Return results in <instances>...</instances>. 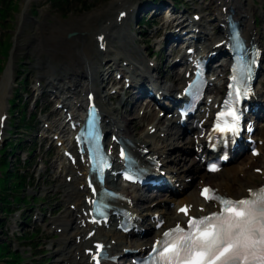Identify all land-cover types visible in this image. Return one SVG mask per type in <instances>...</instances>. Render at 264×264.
I'll use <instances>...</instances> for the list:
<instances>
[{
	"label": "rangeland",
	"instance_id": "rangeland-1",
	"mask_svg": "<svg viewBox=\"0 0 264 264\" xmlns=\"http://www.w3.org/2000/svg\"><path fill=\"white\" fill-rule=\"evenodd\" d=\"M6 1L8 2V0H2L0 6L5 5ZM116 1L117 0H67L62 1L61 6L57 7L51 0H17V7L9 8L10 17L7 16V19H4L3 22L0 23V41L6 40L10 44L9 54L7 56H2L0 54V56H2L0 59V85L4 74L7 71L12 73L10 87L8 88L6 95L4 91H1L0 105L3 104L4 106H7L5 110L10 111V118L7 121V127L5 129V137L10 140L14 139V143H18L19 138H24L22 140L21 148H18L15 153L16 157H14V154L9 156L10 165L13 171L26 174L27 181L30 182V185L22 188L21 192L23 195L33 196L34 193H37L48 196L50 194L48 190L53 188V186L48 183H44V180L50 178L51 176L50 166L45 167V170H48L46 174H41L40 178H37L38 172L35 171V156L33 158V154L29 156L27 152V147L31 145L34 133L36 132L28 134L29 130L27 131L23 128L20 129L17 127L19 121V111H21V109L24 110L28 119V117L32 114L41 112L42 109L46 107L45 99H47L49 95L47 93L40 95L36 103V95L34 92L38 88L39 83L42 84L41 90L43 89V86L48 84V74L50 75L53 71L57 70V68L61 72L66 71V66H70L71 62L79 55V50H75V48L67 46L70 45L69 40H71L73 44H75L76 41L83 44L87 42L91 43L90 39L91 36L93 37L92 34H87L83 37L78 33V31H76V36L69 37L68 34L73 32V30H68L69 24L67 25V23L72 22V20L78 21L80 19L92 21V18L95 17V15H97L102 8L107 7L109 3H115ZM184 1H189V11L195 12L196 9H200L201 13L206 15L205 20L208 19V15L215 18V12H212L214 4L211 0ZM250 3L252 7L259 8L258 12L264 11V0H250ZM163 12L164 10L160 9L157 13H155L153 18L158 16V19L154 21L156 24L150 30L146 31L147 36L150 35L151 37L150 44L153 45L152 50L155 49V46H160L158 42L159 40L156 38L158 36H153L155 31L160 28L159 31L164 33L162 27L164 26L165 28V25L163 24ZM101 14L102 13H100L99 16ZM145 14L148 16L147 19L150 20L151 10L146 9ZM215 20L216 21H214V19L212 20L211 25L218 26L219 22L216 18ZM263 24V20L261 22L259 21L258 28L264 26ZM146 26L149 27L150 25ZM17 29H19L18 34L16 33ZM134 32L136 34L132 36L130 43L131 49L134 50L137 47L142 52L149 51L147 45L141 43L140 41L135 43V41L137 39L139 40V38L144 40L146 35H141L142 33L140 34V28ZM163 33L161 35H163ZM93 45L91 46L93 50L91 54L95 64L100 67L103 56L97 52L96 44L93 43ZM116 48L120 49L122 47L118 46ZM111 57H115V53H111L108 56V58ZM52 67H55L56 69L52 70ZM21 78L25 81L20 83ZM15 92H17L18 97L22 99L21 109H12V106L9 103V99L14 97ZM110 103L113 107L120 105V103L117 102V98L110 100ZM134 113L135 115L138 114L140 117L139 111H135ZM56 114V112H53V104L51 105L50 110L45 113V115H48V117L52 120L54 119V121L57 120L55 118L57 116ZM128 115L129 117H133L131 112H129ZM36 121L37 123H35ZM39 121L40 120H38L37 117L32 124L38 125ZM138 122L141 124L140 120H138ZM137 126L138 129H136ZM138 130L139 124L136 125L134 132L137 133ZM10 140L7 139V141ZM23 144L28 145L24 147ZM9 149H11V146ZM170 154L177 156L179 152L177 149H172ZM21 155L23 157L27 156L30 158L29 162L25 164L26 160H23ZM43 155L47 157L46 151L43 152ZM18 158L20 161L17 160ZM49 164H52L51 160L49 161ZM63 181L64 180L61 176L57 177V184L60 185ZM7 185L11 186L10 182L7 183ZM56 189L57 188L54 187L55 191ZM32 199L33 198H31L30 201L31 203ZM37 201L38 200H36V203L39 202ZM12 207L14 208L15 204H12ZM1 211L2 209L0 208V213ZM3 216H6V219L4 220L3 228H1V230L3 229L5 231L2 232L3 234H0L3 238L0 242L6 241L10 252H21V259L12 260V263L9 264H54L53 261L55 260V255L53 254L54 245L52 242L59 241L61 239L60 235H58V237H53L47 230L43 231L41 228H36L35 225L32 224L33 221H31L30 217L25 218L28 220V225H26L20 220L21 218L19 219L6 213ZM15 228V235L21 232L24 235L27 233L30 234L34 231L33 229H35L38 234L36 233L34 238L29 235L23 239L21 238V240L18 241L19 243L15 246V249H17L15 250L12 244V231ZM8 261L9 257H0V264H6Z\"/></svg>",
	"mask_w": 264,
	"mask_h": 264
},
{
	"label": "bare ground",
	"instance_id": "bare-ground-1",
	"mask_svg": "<svg viewBox=\"0 0 264 264\" xmlns=\"http://www.w3.org/2000/svg\"><path fill=\"white\" fill-rule=\"evenodd\" d=\"M218 1H220V4L217 5L216 10L218 11V15L222 18L227 12L225 11V6H229V10L228 12H230V9L233 11L234 9V15L235 17L237 16L238 19L242 20L243 24H244V28H245V33L247 34V36H249L250 38H254V40H257L261 37L259 31L257 30V27L255 26V20H256V9L253 8L250 4H249V0H215V2L219 3ZM141 5H143V2L140 1H136L134 2V0H117L115 3H109L107 7L102 8L99 13L97 15H95V17L92 18V21H88L87 19H80L78 21L72 20V22H68L67 25L69 24V29L70 31L72 30H76L80 33V35H82L83 37L86 36L87 34H90V31L93 28H98V33L102 34V33H106L107 29L106 26L104 25H109V24H113L115 26H125L127 19L123 18L122 22H119V13L122 12V16L125 17L124 15L128 14L135 10L137 7H140ZM118 11V14L115 13L114 16V12ZM100 13H104L105 17H101L104 20H100L98 15ZM262 15L264 16V12L262 13ZM114 16V17H112ZM110 17V18H109ZM107 18H109L108 20H106ZM111 20V21H110ZM192 20L198 24L199 21L196 20L195 18H192ZM197 24V26H199ZM201 25V24H200ZM200 27V26H199ZM124 33L126 35H129V31H127V28L124 27L123 30ZM121 28L118 30L120 32ZM205 32H207V30H203ZM221 31L223 32V34L220 36H214L211 43L210 44H204L205 47H210V45H214L216 42H220L221 40H223L225 38L224 35V30L221 29ZM125 37V36H124ZM70 41V45H67L70 48H75V50H79V55L76 56V59L71 62V66L74 68L72 71L64 73V75H60L57 76L56 71H53V75H55L56 78L59 77L60 80L64 81L65 84H68V87H70L73 92L72 94H68L65 93L63 94L61 92V97H62V102L65 103V106L68 105V111H71L73 113H76V107L77 108V112L80 111V107H82L84 105V102H86V97L83 96L82 98H80V95H83L84 92H88V91H92L95 89V85L97 84V79L100 78V74L101 71L99 70V68H97V66L95 65V63L93 62V60L91 59V50H92V42L89 43H80L77 42L75 44L72 43L71 40ZM129 45H126L124 48L125 52L131 53V51L129 50ZM203 45H201L200 48H202ZM89 49V51L87 50ZM86 54V61L85 63L82 62L81 58V54ZM76 54V52H75ZM76 61V62H75ZM135 61L139 62V63H143L144 60L143 58L140 56V53H135V56H132L131 59V63L133 64ZM147 68H149V63L147 64ZM55 67H52V70H55ZM104 71H106L107 69L104 68ZM223 71V70H222ZM187 74H188V70H186L184 73H182L181 76H178V84H184V82L186 81L187 78ZM10 71H7L4 75V77L2 78V82L0 85V89L1 91L4 89V92H7V88L6 86L8 85V80L11 79L10 78ZM97 77V78H96ZM67 79V80H66ZM55 83V82H54ZM71 83V84H70ZM72 86H70V85ZM100 93V99L103 102L104 105V93L103 92H99ZM73 95V97L77 98V100L75 101L74 99L68 100L69 97H71ZM75 95V96H74ZM77 95V96H76ZM80 98V99H79ZM120 101L123 102L124 99L122 97H119ZM217 102V94L215 95V99L214 101L211 103V107L215 105V103ZM3 106H0V113L3 112ZM114 109H110L109 107L107 108L104 105V111L106 113V117L110 119V121L114 122L115 124H117L119 121V119H117L113 113ZM137 121V119H136ZM134 121H132L131 123L133 124ZM119 125V123H118ZM158 125V124H156ZM155 124L152 125V127L150 129H148L145 133H139L140 136L139 137H134L132 135V129H131V125H127L126 123H123V121H121V125H119L121 127V131L119 132V135H124L125 137H129L131 139H134V141L136 142V146L140 148L141 152H145L144 150L149 151L148 153H146V155L144 156H156L158 155V158L161 160L162 156H165V154L167 153L168 148H164L162 146H158L156 144H154L153 139L156 138V136H160L161 132L165 130H159V129H152L153 127L156 126ZM116 126V125H115ZM156 128H158L156 126ZM181 131H174L173 133L170 132L169 134L172 135L171 138H175L174 135H181ZM258 135L259 138L264 139V129H260L258 131ZM175 141V140H174ZM192 142V140H188L187 142H185L181 148V150H183L186 153L185 158L181 157H174L173 161H175L176 163H180V161L182 162H187V168L186 170H182V168H176V167H172L168 169V173L174 177L176 180H181L182 182L184 181V179L186 178V176H189L187 174H191L192 172L197 173V176L195 179H193L192 182H186V185L188 186V189L185 193L184 196H182L181 198L178 199V204L179 203H184V202H193L195 203V205L199 204L200 198L198 197V192L197 190V186L199 184H204L205 182H208L210 184H213L215 187H217L219 189V191H221L224 194H229L230 196H233L235 198H240L243 196H247L249 194L248 188L247 186H253L256 184V179H257V175L254 174L253 169H252V164L253 162H250V167L246 166L248 165L247 162H241V164H236L230 168H227L225 174L222 177L219 178H214V177H207L206 172H203L201 169V165L200 163L196 160L195 158V152L194 150H191L189 147V143ZM173 145V142L171 143ZM264 153V151H263ZM187 160V161H186ZM257 164L258 166L262 167L264 169V154L263 156L257 160ZM71 174L77 176V171L76 170H71L70 171ZM184 172V173H183ZM247 173H249L248 177L246 176ZM243 175V176H241ZM263 175H264V171H263ZM245 176V177H244ZM207 177V178H205ZM78 178V176L76 177ZM263 176H260V179H262ZM250 185H247V184ZM77 188V187H76ZM77 192L78 195L80 197V195L87 193V191L85 189L83 190H79L77 188ZM72 197V196H71ZM74 199H78V196L73 195ZM163 202H167V199H159L158 203L163 204ZM157 203V204H158ZM205 212V211H204ZM143 215H147L150 212H140ZM68 215V217H70L69 215H72L71 212H67L66 213ZM166 218L169 221L173 220V223L176 220H181L183 219L181 214H178L176 212V209L174 208L173 210H170L168 214H166ZM57 221L59 222V219H57ZM170 223V224H173ZM69 224V223H68ZM74 226H78V224H74ZM73 229H76V227L71 226ZM100 232L102 231V229H99ZM162 229L159 230H155L152 233V237H150L148 239L147 242L145 243H137V244H131V243H125L122 241L123 235H120L119 233H116V236H114L110 230H108V243L111 245V249L116 250L118 252L124 253V249L125 248H138V249H143L145 245H147V243L151 242L154 240V238L156 236H158V234L161 232ZM80 233V232H78ZM76 236V235H75ZM101 237V234L99 235ZM110 236H112V238L116 239L115 242H113L112 238H110ZM66 238V237H65ZM69 242H70V247L69 248H62L59 249L58 251V255L63 257V260H68L70 262V264H91L90 259L87 256H84V254H82V259L79 260L78 258V254L82 253V249H83V244L87 243V241L85 240V238H83V240L78 243L74 239H72V237L69 238ZM83 242V243H82ZM77 257V258H76Z\"/></svg>",
	"mask_w": 264,
	"mask_h": 264
},
{
	"label": "snow or ice",
	"instance_id": "snow-or-ice-1",
	"mask_svg": "<svg viewBox=\"0 0 264 264\" xmlns=\"http://www.w3.org/2000/svg\"><path fill=\"white\" fill-rule=\"evenodd\" d=\"M204 194L216 198L210 189ZM250 195L221 200L220 213L190 220L188 231L177 227L165 233L157 242V264H264V189Z\"/></svg>",
	"mask_w": 264,
	"mask_h": 264
},
{
	"label": "trees",
	"instance_id": "trees-1",
	"mask_svg": "<svg viewBox=\"0 0 264 264\" xmlns=\"http://www.w3.org/2000/svg\"><path fill=\"white\" fill-rule=\"evenodd\" d=\"M3 10L2 9H0V16H2L3 15ZM0 52H1V49H0ZM5 180H6V178L5 177H3V179H1V184L4 186V182H5ZM1 185V186H2Z\"/></svg>",
	"mask_w": 264,
	"mask_h": 264
}]
</instances>
